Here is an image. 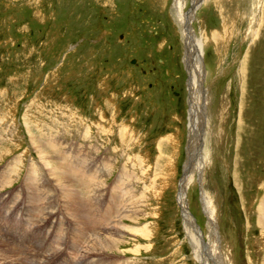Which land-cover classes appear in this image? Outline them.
<instances>
[{"label": "rangeland", "instance_id": "rangeland-1", "mask_svg": "<svg viewBox=\"0 0 264 264\" xmlns=\"http://www.w3.org/2000/svg\"><path fill=\"white\" fill-rule=\"evenodd\" d=\"M182 1L193 10V0ZM175 3L0 0V252L7 264H84L80 249L108 223L106 206L125 197L120 177L130 187L128 211H138L124 218L121 248L105 261L200 264L178 194L192 143L186 37ZM192 25L205 75L197 88L203 146L188 210L208 241V204L233 264H264V0L203 1ZM95 160L107 169L103 202L79 180L78 220L56 173L63 164L69 174L70 165L88 175ZM27 178L36 182L26 185ZM84 221L93 232L76 245L74 230ZM147 226L149 238L137 230Z\"/></svg>", "mask_w": 264, "mask_h": 264}, {"label": "bare ground", "instance_id": "bare-ground-1", "mask_svg": "<svg viewBox=\"0 0 264 264\" xmlns=\"http://www.w3.org/2000/svg\"><path fill=\"white\" fill-rule=\"evenodd\" d=\"M203 1H209V0H193V10L192 11L189 10V12L184 11V8H183V5H182L183 4V1L182 0H176V3H175V5H182V6H177V9H178V11L181 12V13L179 12V17L181 18V23H182V25L184 27V33H185V37H186V54H185L184 60H185V62L187 64L188 72H189V75H190L189 76V84H190V93H191L190 102H189L190 103L189 104L190 105V109H189V114H190V116H189L190 117V119H189L190 120V133H189V137H190L191 143L195 145V147H194L192 144H190L191 146L188 149V158L189 159L186 162V165H185V168H184V177L181 180L180 190H179V193L178 194H179V202H180V205H181L182 210H183V215H184L185 223L188 225V228L192 229V231H193L192 233L194 234L193 237H191V234H189V237H190V240L192 239L191 240L192 241V246H193V248H194V250H195V252L197 254V258L199 260V263L200 264H210L211 263L210 261L212 260L216 264H233L232 263V260H231L230 249L224 250V248L222 249V246L221 247L219 246V243L220 242L218 241L217 236H216V228H215L216 227V223H215V220H214V218L212 216V212L208 210V207H209L208 204L205 205V208H206V211H207L206 213H207V216H208L209 222H210V225H209L210 235H209V238H208V241H207L205 239L204 240L202 239V235L200 234V230L197 227V225L195 224V222L193 221L192 215L190 214V212L188 210V201H187V196H186L187 195V189H188V186H189V184L191 182V178H192L191 177L192 176L191 175V172H193L195 170V168H193V160L196 158L195 157V153H196V151H198V150L200 151L201 150V147L200 146H203V143L201 142L203 138H202V135H200L201 134V131H200V128H199L200 127L199 126V123H198L199 104H198V101H197V98H198L197 88L199 86H202L203 80H204V75H205L204 69L201 66L202 65L201 64V54H202V51L200 50V49L203 48V46H202L203 45V42L201 41V39H197L196 38V36L193 34V31L194 30L192 29V27H193V25H192L193 12H194V10L197 7H199V5ZM191 35L194 36V41L191 40ZM196 138H200V140L199 141H196ZM34 139L36 140V138H34ZM39 145H40V147H43V145H41L40 142H39ZM42 150L44 152H46L47 149L45 150L44 148H42ZM46 156H48V155H46ZM49 159H50V157H49ZM51 163L53 164V161H51ZM51 163L49 161L47 163L48 166H50ZM100 163L101 164L97 163L96 160L93 161L92 167H95V169H93V168L90 169L88 167L89 168V172H88L89 174L88 175H86L85 174V171L82 170V166H80V169H79V166L71 167L70 165L68 166V168L69 169L72 168L73 172L69 174L68 171L63 168L64 167L63 164H62V168L60 169L61 171L58 172V173H56L57 174L56 175L57 176L56 178L61 182L60 184L62 185V189L60 190L59 193L64 197V199L66 200L67 204H70V208L71 209H69V210H71L72 212H74L73 214L76 216V218L78 220H83L81 218V214H83L82 211H81L82 208L80 207L82 205V203H80V201H79L80 199H79V197L77 195V191L78 190L75 191V189L73 187L77 184V182L79 180H82V179L85 178L86 185L87 186H92V189L91 190L93 191V194H94V197H95V200H96L97 204H100L101 202H103V196L102 195H103L104 192H101V188L105 185V182L106 181H105V179L102 176L103 175L102 174V171L103 172L104 171L106 172L107 169L104 170L103 169L104 167L102 165V162H100ZM32 165H34V164H32ZM110 165L111 164H109V166ZM44 166H46V165H44ZM104 166H107V165H104ZM58 167H59V165H58ZM58 167H57L56 170L59 169ZM9 168H11V167L9 166ZM9 168H7L6 170L9 173H11V169H9ZM40 168H42V167H40ZM40 168H38V169H40ZM52 170H55V169H52ZM69 172H70V170H69ZM5 173H4V175H5ZM13 173H15V172H13ZM33 173L35 174V172H33ZM53 173H55V172H53ZM30 174H31V172H30ZM39 175L41 176V174H39ZM48 175H50V174L48 173ZM10 176H8V177H10ZM42 176H43V172H42ZM105 178H106V176H105ZM45 180H46V178L44 179L43 183L46 182ZM120 181H121L120 184H122L121 188L124 187V186H127L126 190H124L125 197L123 196L122 198L118 197L116 199H113L112 201L115 204L113 206H111V205H109L107 203L108 205L106 207L108 209H107V212L104 214L102 223L103 222H108V223L105 226H102V228L99 227V229H102V231H105V232H102L100 230L98 235H95V236L93 235L94 237L90 241L91 243L89 242L88 245L83 246V249H80L79 246H75L74 245L75 246L74 249H80V252H79L80 253L79 256L81 258L80 261L82 260V262L84 264H132L131 261H129L128 259L127 260H124V258H118V257H115V258L114 257H111L112 260L109 261L108 263L105 261L106 259H108L107 258V255H111V256L112 255L113 256L115 255L114 253H112V254L109 253V251H112L113 252L114 250H120V248H121L120 245L123 242L122 241L123 235L126 233V231H124V230H126L128 228L126 226V224L124 223V218H131L132 219L133 217H131V216H136V213L135 212L138 211V210H135V211H133L132 214L128 211L127 204H129V203H128V199L126 198V196H127V193L129 192V191H127V189L130 188V187H128L127 183H124L125 180L121 179V177H120ZM24 182H25V184L26 183L31 184L33 182L35 183L36 181H32V180H29L27 178V180L25 179ZM38 182H40V181H38ZM39 184L40 183H37V185H39ZM48 184H44V185L45 186L46 185L49 186ZM57 184H58V182H57ZM45 186H43V187H45ZM55 188H56V186H55ZM26 191H27V189H26ZM39 191H40V189H39ZM42 191H44V190H41V193H42ZM44 192L46 193V191H44ZM50 193L51 192H49V194ZM115 193L116 192H114V194ZM91 204L94 205L96 203L92 201L90 203V205ZM102 204H104V203H102ZM72 206H73V209H72ZM51 207H53V206H51ZM46 208H49V207H46ZM114 208H116V213H115V209ZM112 213H115L114 216L112 215ZM260 213L262 214V217L264 219V201L261 204ZM112 216L114 217V220H116V222H114L112 225H110L109 224V221L113 218ZM263 222H264V220H263ZM84 223H85V221H84ZM187 225H186V227H187ZM85 226H86V228H85ZM85 226H82V225L79 226V227L77 226L76 230H74V233H76V237L75 238L76 239H79V238L81 239V242L80 243L78 242V240H76V242H75L76 245H80V244L82 245V244H84L85 243L84 237H86L87 234L90 235V232L91 231L93 232L92 228L89 227V226H87L86 223H85ZM137 230H138V232L139 231H142L144 234H146L147 238H149L151 236V234H152L151 231L149 230L148 226L146 228H144V229H137ZM101 233H105V234L101 235ZM3 235H5V234H3ZM137 248H140V247H137ZM55 249H57V248H55ZM48 250L49 249H47V251ZM223 251H226V252L224 253ZM52 255H53V253H52ZM49 256H51V255H49ZM54 256H56V255H54ZM6 257H7L6 254L3 255L0 252V264H7L6 263V259H5ZM212 257H214V258H212ZM45 258H47V257H45ZM48 258H47V260H49ZM78 262H76V263H78ZM12 264H14V263L12 262Z\"/></svg>", "mask_w": 264, "mask_h": 264}, {"label": "water", "instance_id": "water-1", "mask_svg": "<svg viewBox=\"0 0 264 264\" xmlns=\"http://www.w3.org/2000/svg\"><path fill=\"white\" fill-rule=\"evenodd\" d=\"M191 40L194 41V36L193 35H191ZM182 176H183V174H182Z\"/></svg>", "mask_w": 264, "mask_h": 264}]
</instances>
